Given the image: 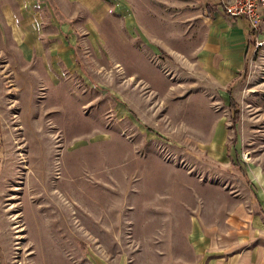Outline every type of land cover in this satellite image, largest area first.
I'll use <instances>...</instances> for the list:
<instances>
[{"label":"rangeland","instance_id":"374dc122","mask_svg":"<svg viewBox=\"0 0 264 264\" xmlns=\"http://www.w3.org/2000/svg\"><path fill=\"white\" fill-rule=\"evenodd\" d=\"M234 24L0 0V264H203V231L264 192V40Z\"/></svg>","mask_w":264,"mask_h":264},{"label":"crops","instance_id":"0c3cea01","mask_svg":"<svg viewBox=\"0 0 264 264\" xmlns=\"http://www.w3.org/2000/svg\"><path fill=\"white\" fill-rule=\"evenodd\" d=\"M205 6L208 11L219 12L231 19L236 30L241 28L239 33L243 35L246 46L249 28L244 18L224 14L215 0H205ZM261 169L260 172L263 171ZM256 182L255 187L264 190L262 180ZM201 235L206 243L202 247L206 256L203 264H264V192L258 195V202L251 204L250 209L229 211L222 229L209 227Z\"/></svg>","mask_w":264,"mask_h":264},{"label":"built area","instance_id":"2783aa9c","mask_svg":"<svg viewBox=\"0 0 264 264\" xmlns=\"http://www.w3.org/2000/svg\"><path fill=\"white\" fill-rule=\"evenodd\" d=\"M215 3L224 14L245 19L255 46L263 42L264 38L258 36L264 32V0H215Z\"/></svg>","mask_w":264,"mask_h":264},{"label":"trees","instance_id":"16d2710c","mask_svg":"<svg viewBox=\"0 0 264 264\" xmlns=\"http://www.w3.org/2000/svg\"><path fill=\"white\" fill-rule=\"evenodd\" d=\"M252 36L253 35H251V30L248 29V35L246 37L247 47H251L254 44V39ZM245 67H246V64H243V69H245ZM227 93L229 94V91H227ZM227 107L230 110V117H229L230 126L233 127L238 118V109L236 107V103L234 99L230 95H228Z\"/></svg>","mask_w":264,"mask_h":264}]
</instances>
